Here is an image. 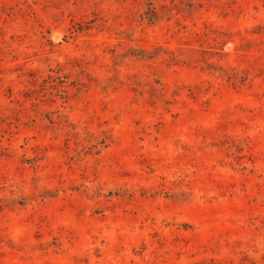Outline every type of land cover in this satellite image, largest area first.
<instances>
[{"label":"rangeland","instance_id":"1","mask_svg":"<svg viewBox=\"0 0 264 264\" xmlns=\"http://www.w3.org/2000/svg\"><path fill=\"white\" fill-rule=\"evenodd\" d=\"M0 264H264V0H0Z\"/></svg>","mask_w":264,"mask_h":264}]
</instances>
